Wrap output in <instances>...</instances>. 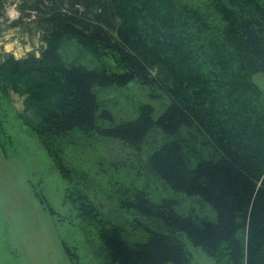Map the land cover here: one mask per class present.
I'll use <instances>...</instances> for the list:
<instances>
[{"label":"trees","instance_id":"trees-1","mask_svg":"<svg viewBox=\"0 0 264 264\" xmlns=\"http://www.w3.org/2000/svg\"><path fill=\"white\" fill-rule=\"evenodd\" d=\"M27 1L38 16L46 46L40 56H1L0 77L5 73L15 88L20 81L40 105V139L51 154L48 137L77 129L139 151L154 129L172 138L183 128L197 127L221 151L218 160L195 167L187 164L182 144L174 139L151 153L153 172L174 192L210 205L217 219L180 214L175 201L154 203L138 192L122 207L159 222L165 232L143 226L148 241L130 243L125 229L105 226L101 240L111 264H191L192 254L177 238L180 233L217 264H264V93L251 79L264 74V0H209L222 23L221 45L235 52L242 71L229 69L232 54H218L212 60L221 68L207 78L194 62L195 67L188 64L183 30L194 22L191 16L186 22L171 0ZM192 17L195 23L201 18ZM67 38L110 54L119 71L67 64L60 55ZM135 81L160 84L169 103L157 118L143 110L136 119L116 124L110 112L101 111L95 89ZM239 104L246 111L238 114ZM100 120L110 124L99 126ZM236 120H242L238 127ZM55 164L70 181L62 163L56 159Z\"/></svg>","mask_w":264,"mask_h":264},{"label":"rangeland","instance_id":"rangeland-1","mask_svg":"<svg viewBox=\"0 0 264 264\" xmlns=\"http://www.w3.org/2000/svg\"><path fill=\"white\" fill-rule=\"evenodd\" d=\"M171 1L186 22L189 16L194 22L187 23L183 30L189 65L195 67L194 62L207 78L206 74L221 68L213 57L232 54L229 69L242 71L235 52L221 45L222 23L219 16L213 15L209 0ZM30 4L27 0H5L0 6V57L40 56L46 46ZM197 14L201 18L195 23L192 16ZM60 55L67 64L119 71L110 54L104 55L76 39L67 38ZM153 74L157 76L156 71ZM251 79L264 93V74ZM16 82L17 88L5 73L0 77V264H111L101 240L105 226L125 229L130 243L148 241L143 226L165 232L159 222L122 207L138 192H144L154 203L175 201L180 214L217 219L212 207L199 197L171 190L148 163L151 153L169 139L182 144L190 167L204 160H218L221 151L197 127L183 128L172 138L154 129L139 151L120 140L77 129L59 138L48 137L54 151L51 154L40 139L41 107L30 99L23 84ZM216 86L221 90L217 80ZM95 93L101 111L110 112L116 124L136 119L143 110L157 118L169 103L158 83L114 84L96 88ZM238 106V114L246 111L243 104ZM215 121L222 125L221 120ZM236 121V127L240 126L242 120ZM109 124L100 120L98 125ZM56 159L69 171L70 181L57 169ZM177 238L192 254L191 264H217L201 247L193 246L185 233Z\"/></svg>","mask_w":264,"mask_h":264}]
</instances>
